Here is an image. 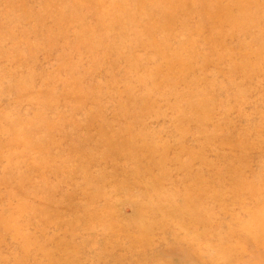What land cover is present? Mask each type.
I'll list each match as a JSON object with an SVG mask.
<instances>
[{
	"label": "rangeland",
	"instance_id": "374dc122",
	"mask_svg": "<svg viewBox=\"0 0 264 264\" xmlns=\"http://www.w3.org/2000/svg\"><path fill=\"white\" fill-rule=\"evenodd\" d=\"M0 264H264V0H0Z\"/></svg>",
	"mask_w": 264,
	"mask_h": 264
}]
</instances>
